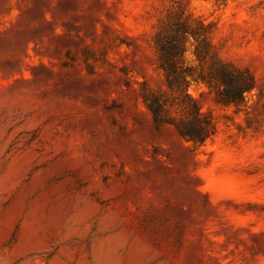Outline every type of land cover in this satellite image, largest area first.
Instances as JSON below:
<instances>
[{"label": "rangeland", "instance_id": "374dc122", "mask_svg": "<svg viewBox=\"0 0 264 264\" xmlns=\"http://www.w3.org/2000/svg\"><path fill=\"white\" fill-rule=\"evenodd\" d=\"M181 12L254 79L202 144L141 99ZM0 264H264V0H0Z\"/></svg>", "mask_w": 264, "mask_h": 264}, {"label": "trees", "instance_id": "16d2710c", "mask_svg": "<svg viewBox=\"0 0 264 264\" xmlns=\"http://www.w3.org/2000/svg\"><path fill=\"white\" fill-rule=\"evenodd\" d=\"M181 12L175 20L168 21L154 35L153 45L157 68L164 77L166 89H144L142 103L149 111L155 127L169 124L185 142L202 144L215 132L212 118L204 114L194 97L187 92L190 81L200 80L214 89L225 104L238 105L244 92L254 86L247 71L221 61L214 55L206 26ZM192 39V53L200 70L186 64L188 39ZM206 68L203 69L204 67ZM141 85H146L141 83Z\"/></svg>", "mask_w": 264, "mask_h": 264}]
</instances>
